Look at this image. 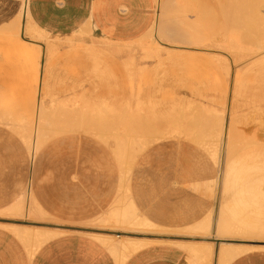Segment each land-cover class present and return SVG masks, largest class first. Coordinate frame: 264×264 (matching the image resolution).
Listing matches in <instances>:
<instances>
[{
  "label": "rangeland",
  "instance_id": "1",
  "mask_svg": "<svg viewBox=\"0 0 264 264\" xmlns=\"http://www.w3.org/2000/svg\"><path fill=\"white\" fill-rule=\"evenodd\" d=\"M156 18L138 48L124 47V59L99 50L90 28L25 33L24 15L0 25V223L27 226L20 232L31 234L22 238L29 247L37 244L35 226L133 234L108 236L119 245L144 233L264 244V234L214 230L222 206L230 212L242 196L251 201L237 211L262 222L264 167L249 175L255 168L244 160L236 176L221 171L220 154L211 153L230 125L233 156L261 149L256 158L264 165V65H252L264 61V0H162ZM132 52L139 58L134 73L125 65ZM47 82L54 98L45 94ZM137 95L154 118L143 126ZM38 97L52 112L34 156L19 137L28 145L27 112ZM210 154L220 169L216 182ZM234 180L246 193L234 194ZM249 181L260 183L248 192ZM127 197L154 226L105 219ZM204 220L209 228L195 229Z\"/></svg>",
  "mask_w": 264,
  "mask_h": 264
},
{
  "label": "crops",
  "instance_id": "2",
  "mask_svg": "<svg viewBox=\"0 0 264 264\" xmlns=\"http://www.w3.org/2000/svg\"><path fill=\"white\" fill-rule=\"evenodd\" d=\"M25 1H27L28 5V14L26 16L28 18L26 25L27 32L35 33L33 31L38 30L39 28L40 30L53 35H69L77 31L83 32L84 28H90L93 35H96L95 37L100 39V41L96 43L99 45V50L108 51L109 54H113L120 58L125 54L123 49L127 44L131 45L132 51L134 48H138L136 43L152 29L157 19L159 4L162 2V0H0V25L9 23L17 18L24 9ZM179 48L181 50H189L185 49V47ZM195 49L200 50L199 47H194V50ZM138 59V56L134 52L127 57L128 61H126L128 63L125 65L126 68L128 65H131L132 73L140 71L137 67L138 62L136 61ZM252 65L262 67L264 61L260 60ZM47 84L48 88L46 89L45 94L47 97L54 98V88L49 82H47ZM152 92L150 91L149 93L152 94ZM152 96L153 95H149L148 97ZM137 98H139L136 104L138 108L137 111L142 112L143 118L140 120V123L141 126H143L145 119L149 122L150 119L153 120L154 118L148 116L146 112H144L142 96L137 95ZM42 100L41 97H38L27 112V120L30 126L27 129L26 138L29 137V133H31L33 142L35 145H38L36 153L41 148L44 140L45 129L43 127L46 122L44 116H47V114L52 111V109L47 110L45 108ZM8 110L9 109L5 110V113H8ZM97 113H99V111H97ZM82 114L83 116L85 114V116H87L88 110H83ZM36 115H40L42 121L37 134L33 135L32 123ZM155 121L157 120L155 119ZM209 123L208 125H210ZM230 127L231 126L229 125L225 132H222L223 130L221 129L219 134V144L211 153L213 156H219L220 154L222 163L221 171L226 168L227 170H230V173L236 174V176L240 175V172L242 171L243 166L241 167V162L244 160L251 161L250 166L255 168L252 169V171L249 169V175H252V172L259 171L258 166L264 167V165L259 162V159L257 161L256 158V155H258L259 152L262 153L263 150H254V154L253 151L249 150L241 158L234 157L229 138L231 133ZM19 143L23 147L30 148L29 144L27 145L20 137ZM170 145V150L172 151L171 158L176 165L178 164L177 153H180L178 150L179 147L173 141ZM210 159L213 163L212 168L215 171L213 180L216 182L218 181L217 176L219 179V165L211 154ZM124 176L125 175H122V177ZM234 182V186H232L234 194L241 195L246 193H242L241 189H237V187L241 186L236 187L238 182L235 180ZM259 183L260 181H251V187L249 186L250 190H248V192L256 188ZM192 184L195 185V182ZM245 186L246 185L242 187ZM242 197L234 198L235 202H239L236 204L237 207L235 206L230 212L228 211L232 206L230 207L226 204L222 206L220 214L221 218L219 217L220 219H217L216 217L214 230L222 229L223 231L221 232H225L224 228H221V221L224 222L222 218L223 215L234 225L246 229L250 231V233L256 235L264 234V219H261L262 222L251 221L250 219H247L246 216H242L243 213L241 210L237 211L238 208L246 209L245 207L242 208L241 205H244L245 203L247 204L251 201L249 198ZM127 201L132 203L135 216H133V221H121L122 223H131L142 227H145L148 224H151V227L154 226V224L146 217L139 215L133 201L129 197H127ZM137 217L144 219L145 225L136 223ZM105 219L107 220V217H105ZM116 223H120V221ZM8 224L19 228L20 231H26L25 228H27L25 225ZM210 224L209 221L206 222V220H204L197 223L195 229H207ZM0 225V264H221L220 256L218 254L221 247L228 248L229 251L228 256L225 257L222 264H227L228 262V264H264V252L245 253L243 252V249L246 247L242 246L237 247L231 246V244L222 243L223 245L219 247L220 241L215 238H207L205 241L203 240L205 238L198 236H172L165 233H144L142 234L143 236L139 237H127L130 239L143 240L146 244L129 254L124 259L118 258L116 254L110 251L111 249L109 250L110 247L107 244L104 242L103 244L100 240L96 239L97 237L94 238L95 236H93L95 234L107 236V233L87 232L82 230H63L57 228L56 230L59 229L66 232L53 237L40 246L35 248L32 247L30 249L27 242L20 238L10 227H7V223H0ZM31 228L33 231L37 230L36 228L44 229V227L39 226ZM111 235L113 236L115 234H109V236ZM215 243H217V245L214 258V248L212 249V246L213 244L215 245Z\"/></svg>",
  "mask_w": 264,
  "mask_h": 264
},
{
  "label": "bare ground",
  "instance_id": "3",
  "mask_svg": "<svg viewBox=\"0 0 264 264\" xmlns=\"http://www.w3.org/2000/svg\"><path fill=\"white\" fill-rule=\"evenodd\" d=\"M185 4V3H184ZM177 5H179L181 7V5L179 3H177ZM27 1H25V6H24V9L23 11L19 14V16L21 15H24V17L27 16L28 14V11H27ZM185 6V5H184ZM178 7V6H177ZM179 8V7H178ZM184 8V7H183ZM182 8V9H183ZM178 10V9H176ZM201 10V9H200ZM179 12V11H178ZM198 13V12H197ZM185 15V14H184ZM166 16V15H164ZM27 18V17H26ZM21 19V18H20ZM192 20V19H191ZM214 22V21H213ZM20 25V24H19ZM159 26V25H158ZM162 26V25H160ZM159 26V27H160ZM13 27V26H11ZM158 27V28H159ZM215 27V25H214ZM20 28V27H19ZM13 30V29H12ZM17 30V29H16ZM1 31V30H0ZM11 31V30H10ZM23 32L26 31V28H25V25H24V28L22 30ZM158 31V30H157ZM12 32V31H11ZM27 33V32H25ZM161 33V32H160ZM0 34H2L0 32ZM160 35V34H159ZM162 35V34H161ZM131 63V62H130ZM127 69H129V71L131 72V65H128L127 66ZM132 73V72H131ZM92 110V109H91ZM94 110V109H93ZM97 110V109H96ZM52 112V111H51ZM91 112V111H90ZM67 113V112H66ZM93 114V113H92ZM41 115V114H40ZM40 115H36L35 118L33 119V135L37 134V131L39 130V128L41 127V121H42V118ZM94 116V114H93ZM47 116H44V118L46 119ZM95 120V119H94ZM29 137H27V140H28V144L30 146V148L32 149V154H36V150H37V146L38 145H35V143L33 142V138H32V135L31 133H29ZM138 144V143H137ZM141 144V143H140ZM121 151V150H120ZM126 200V199H125ZM120 202H121V199H120ZM117 203V202H116ZM119 205V206H118ZM13 214V213H12ZM133 216H135V213H134V208H133V205L130 201H124V203L122 202L121 204H114V208L112 207V210L110 211L109 215L107 216V220H114V222H131L133 221ZM222 218H223V221H221V228H224L225 232H232L231 230H235L236 232L237 231H244L243 234H249L250 231L246 230V229H242L236 225H234L231 221H229L227 218H225V216L222 215ZM105 221V220H104ZM136 223L138 224H141V225H145V220L144 219H141V218H138L136 219ZM6 225V224H5ZM7 227H10L12 230H14V232H19L17 235H19L20 238H23V237H26L28 238L31 234H29V232H25L24 234H22L23 232H20L19 228L15 227V226H11V224L9 225L7 223ZM57 228H54V229H40L39 228L35 231H33L34 233H32L34 239L36 240L37 244L36 243H31L33 245H36L37 246H40L42 244H44L45 242H47L48 240L52 239L53 237H56L58 235H61V233H65L66 231H62V230H56ZM31 230V229H30ZM33 230V229H32ZM65 230V229H63ZM15 232V233H16ZM240 234V233H239ZM242 234V233H241ZM252 234V236L254 237L256 234L253 235V233H250ZM93 235V234H91ZM104 235V234H102ZM106 235V234H105ZM259 235V234H258ZM95 236V238L97 237V239H99L102 243L104 242L105 244H107L108 248L110 251H112L114 254L117 255L118 258L120 259H124L126 258L129 254H131L132 252H134L135 250H137L138 248H140L141 246H143L144 244H146L145 241L143 240H139V239H130V238H126V242L125 243H122L121 245L117 244L116 242H114V240L112 238H109V237H112L109 236V234L107 236H101V234H95L93 235ZM109 236V237H108ZM114 236V235H113ZM251 237V235H249ZM24 239V238H23ZM33 239V240H34ZM25 241V240H24ZM29 241V240H27ZM32 241V239H31ZM26 242V241H25ZM103 243V244H104ZM29 244V243H28ZM30 244V247H34L33 245ZM223 245V244H222ZM247 245V244H246ZM258 245V244H257ZM253 246V245H252ZM220 247V246H219ZM253 247H256V248H262L264 249V244L262 245H258V246H253ZM253 247H246L243 249V252H246V251H249L251 249H253ZM212 249H213V246H212ZM212 253V252H211ZM219 256H220V261H221V264L222 262L224 261L225 257L228 256L229 254V251H228V248H225V247H221L220 251H219ZM198 255V254H197ZM218 256V255H217ZM201 257V256H200ZM209 258V257H208ZM211 258V257H210ZM206 263V262H205Z\"/></svg>",
  "mask_w": 264,
  "mask_h": 264
},
{
  "label": "water",
  "instance_id": "4",
  "mask_svg": "<svg viewBox=\"0 0 264 264\" xmlns=\"http://www.w3.org/2000/svg\"><path fill=\"white\" fill-rule=\"evenodd\" d=\"M100 231L101 233H107V234H115V235H119V234H123V235H133L131 233H124V232H116V231H109V230H98ZM218 243V242H217Z\"/></svg>",
  "mask_w": 264,
  "mask_h": 264
}]
</instances>
